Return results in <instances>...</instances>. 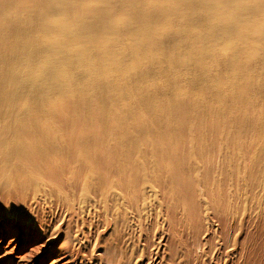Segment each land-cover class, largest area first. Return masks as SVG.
<instances>
[{
	"label": "bare ground",
	"instance_id": "obj_1",
	"mask_svg": "<svg viewBox=\"0 0 264 264\" xmlns=\"http://www.w3.org/2000/svg\"><path fill=\"white\" fill-rule=\"evenodd\" d=\"M148 3L124 11L134 22L113 24L90 18L85 9L96 8L85 0H0V264H156L164 257L159 246L149 250L146 234L159 220L174 238L166 264L188 262V252L177 257L186 236L199 250L221 241L203 252L208 264H248L255 255L246 229L255 223L253 238L264 231V62L253 75L260 88L231 86V103L214 113L196 100L187 115L182 99L167 104L130 83L159 65L156 53L171 62L184 43L196 63H216L215 42L246 41L242 28L264 14V1ZM164 24L172 46L157 33ZM78 68L95 86L76 84ZM196 113L213 119L195 124V137L204 127L222 148L173 153L170 137Z\"/></svg>",
	"mask_w": 264,
	"mask_h": 264
},
{
	"label": "rangeland",
	"instance_id": "obj_2",
	"mask_svg": "<svg viewBox=\"0 0 264 264\" xmlns=\"http://www.w3.org/2000/svg\"><path fill=\"white\" fill-rule=\"evenodd\" d=\"M90 7H95V11L86 10V14L90 18H104L105 20L118 24L121 21H128L130 23L134 22L131 17H123L124 11L132 12V10L137 6H148L149 0H122L121 6L114 4L115 0H85ZM257 1L255 5L257 7L262 6L264 0H254ZM264 4V3H263ZM114 9L109 13H102L101 9ZM100 9V10H99ZM197 12H200V9L196 8ZM148 18V16H146ZM61 19L58 12H55V22ZM243 24V23H241ZM30 25V24H29ZM169 24H164V27L157 31L158 34H161L162 41L165 45L172 46L173 43L170 42L169 32L164 31L165 28L169 27ZM243 25H241V28ZM178 29L174 24L171 30ZM242 31H247L248 39L246 41H241L237 39H229L225 41L218 40L215 42L216 48L219 53V61L211 64L207 60L195 62L196 57L193 53H190L188 50V44L184 43L188 41L187 34L181 35V41L184 43L181 46L176 47L172 53L176 56L171 55V62H167L168 56L163 55L158 52L155 54L157 63L160 65H151L143 68L140 71H137L132 76V82L130 84H136L139 87H145L149 89V92L153 99H159L167 104H170L173 99H182L183 104H181V109L191 105L194 101V106L199 108H210V112L214 113V110L217 108L226 107L231 103L232 91L230 90L231 86H234L235 89L247 87L248 89H259V82L254 78V74L260 71V63L264 62V14L257 13L255 16L254 24L252 27L247 28L246 26L242 28ZM116 31L112 32L115 33ZM111 33V34H112ZM229 45H232V48H229ZM126 64L131 67H135L136 63L127 62ZM264 69V68H263ZM262 69V71H263ZM209 71V72H208ZM81 68L77 69V74H75L76 84L84 85L87 87L95 86L90 84L86 77L80 76ZM214 76V78H213ZM256 76V75H255ZM213 78V79H212ZM129 85V84H128ZM132 85V86H133ZM80 88V87H79ZM122 88L120 86L113 85L112 91L119 93ZM101 92L106 93L107 90H102ZM70 94V93H69ZM151 98V97H150ZM201 98V99H200ZM151 98V100H153ZM73 99H70L72 105ZM189 103V104H188ZM94 106L97 111H99V104L94 103ZM121 109L132 110V102L121 99L119 103ZM193 106L185 108V113L189 115V112L192 110ZM212 116H207L194 114L192 116L191 122L185 127L182 136L172 135L170 137V142L173 145V153H194L195 150H203L205 147L204 153H217L219 148H222V143L217 142L216 150H214L216 144V136L210 135L206 132L204 133V127H199L197 138L195 137L194 128L195 124L202 123L203 121H211ZM172 129H175L176 126H172ZM139 143H134L133 149L137 151L140 149ZM236 153H239V146H235ZM250 153H260L258 150ZM255 223H253L246 230L249 232L248 239V248L250 251H253L255 254L249 260L248 264H264V231L261 234L260 238H253L255 234ZM166 224H162L159 220L154 222L151 227L147 228V237L149 240V250L159 246L160 255H163V259L156 264H166L168 259L169 250V239L173 240L172 233L164 230ZM155 234V235H154ZM159 235L166 236L168 242L161 246L158 245L157 237ZM103 239L107 238L106 235L102 236ZM62 239V237H61ZM60 239V241H61ZM221 241L217 238H213L210 243L207 245L204 244L201 250L196 249V244L193 241V238L186 236L184 242L180 247H177L178 257L182 259L181 256L187 253L188 262L184 264H208L209 259L208 255L203 252L208 251V248L218 247ZM6 240L1 244L5 245ZM175 246L170 247L175 249ZM98 248V247H97ZM136 254L137 256L141 253L140 244H136ZM97 253H100L102 250L99 247ZM95 250V251H96ZM46 249L41 252L39 256H46ZM38 256V257H39ZM135 257V260L138 257ZM160 257V256H159ZM51 257L45 260L44 264L49 262ZM134 260V261H135ZM137 262V261H136ZM144 264L145 261L137 262L136 264ZM211 263V262H210ZM211 264H214L211 263ZM221 264V263H220Z\"/></svg>",
	"mask_w": 264,
	"mask_h": 264
},
{
	"label": "snow or ice",
	"instance_id": "obj_3",
	"mask_svg": "<svg viewBox=\"0 0 264 264\" xmlns=\"http://www.w3.org/2000/svg\"><path fill=\"white\" fill-rule=\"evenodd\" d=\"M21 227H24V225H21Z\"/></svg>",
	"mask_w": 264,
	"mask_h": 264
}]
</instances>
